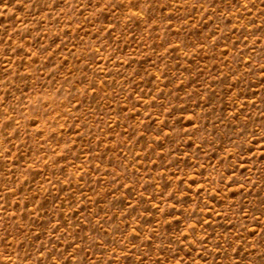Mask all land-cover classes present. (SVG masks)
Masks as SVG:
<instances>
[{
  "label": "rangeland",
  "instance_id": "374dc122",
  "mask_svg": "<svg viewBox=\"0 0 264 264\" xmlns=\"http://www.w3.org/2000/svg\"><path fill=\"white\" fill-rule=\"evenodd\" d=\"M0 264H264V0H0Z\"/></svg>",
  "mask_w": 264,
  "mask_h": 264
}]
</instances>
